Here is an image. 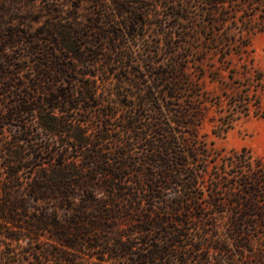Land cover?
Instances as JSON below:
<instances>
[{
  "label": "trees",
  "instance_id": "16d2710c",
  "mask_svg": "<svg viewBox=\"0 0 264 264\" xmlns=\"http://www.w3.org/2000/svg\"><path fill=\"white\" fill-rule=\"evenodd\" d=\"M20 1L0 0V264H264V156L198 133L214 107L217 136L264 116V71L228 59L264 0ZM210 51L226 101L199 83Z\"/></svg>",
  "mask_w": 264,
  "mask_h": 264
},
{
  "label": "rangeland",
  "instance_id": "374dc122",
  "mask_svg": "<svg viewBox=\"0 0 264 264\" xmlns=\"http://www.w3.org/2000/svg\"><path fill=\"white\" fill-rule=\"evenodd\" d=\"M40 1L41 0H37L36 4L29 3L26 0L20 1L18 3L19 10L21 12H28L29 10L35 11L38 9ZM159 8L162 9L161 7ZM249 37V52L245 53L243 58L235 53L228 56V59L231 60L230 66L238 70L236 77L240 78V80L244 79L243 64H246L253 74H255L256 71H264V30L255 29L249 33ZM212 56L213 51H210L204 60V74L199 79V83L213 96L220 95L222 96V99L226 101V96L223 95V90L225 88L224 82L230 80L228 76L230 71L229 69L224 70L219 68L222 64L219 60V55ZM191 64L192 63H190V72L195 70ZM218 70L221 72L220 74L216 73ZM192 77L196 79L197 76L193 73ZM254 92L255 91L252 88L251 94ZM257 94L261 98L262 106L264 108V86L258 90ZM224 106H227L225 102ZM254 108L255 106H252V111L249 116H245L242 113L240 118L233 121V126L228 132L224 133L222 136H217L213 132V128L220 122L218 118L226 115L228 111L224 110L221 112L216 111V107L212 108L208 112L205 120L198 127L199 137L206 140L209 147L213 146L217 150H223V154H229L232 150H241L243 147H247L251 149L255 155L264 156V116H256L253 112ZM212 117H215V119L211 120ZM6 134L9 135L10 131L7 130ZM211 141H214V144H212ZM218 222L222 226L224 224V218L219 216ZM23 243L25 242L23 241ZM2 246H5V244L2 243ZM12 250L13 254L16 253L15 257L18 260L17 256L20 255V248H12ZM236 260L240 262L241 259L239 256H236ZM48 264H54V262L50 261Z\"/></svg>",
  "mask_w": 264,
  "mask_h": 264
}]
</instances>
